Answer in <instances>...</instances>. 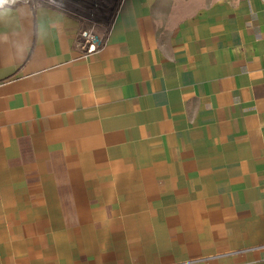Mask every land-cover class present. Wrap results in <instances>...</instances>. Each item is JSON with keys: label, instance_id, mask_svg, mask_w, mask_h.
Segmentation results:
<instances>
[{"label": "crops", "instance_id": "obj_1", "mask_svg": "<svg viewBox=\"0 0 264 264\" xmlns=\"http://www.w3.org/2000/svg\"><path fill=\"white\" fill-rule=\"evenodd\" d=\"M0 264H264V0L0 16Z\"/></svg>", "mask_w": 264, "mask_h": 264}, {"label": "built area", "instance_id": "obj_2", "mask_svg": "<svg viewBox=\"0 0 264 264\" xmlns=\"http://www.w3.org/2000/svg\"><path fill=\"white\" fill-rule=\"evenodd\" d=\"M46 0H17L16 4L8 6L15 7L19 4H26L29 6H36V4L44 3ZM103 44V39L97 36L92 29L83 30L77 37L76 46L83 51L85 56L91 55L100 49Z\"/></svg>", "mask_w": 264, "mask_h": 264}, {"label": "clouds", "instance_id": "obj_3", "mask_svg": "<svg viewBox=\"0 0 264 264\" xmlns=\"http://www.w3.org/2000/svg\"><path fill=\"white\" fill-rule=\"evenodd\" d=\"M17 0H0V16L10 11L11 5L16 4Z\"/></svg>", "mask_w": 264, "mask_h": 264}, {"label": "rangeland", "instance_id": "obj_4", "mask_svg": "<svg viewBox=\"0 0 264 264\" xmlns=\"http://www.w3.org/2000/svg\"><path fill=\"white\" fill-rule=\"evenodd\" d=\"M90 29H92L93 32H94L97 36H100V38H101V35H100V33L96 30V27H95V26H89V28H87L86 30H90Z\"/></svg>", "mask_w": 264, "mask_h": 264}]
</instances>
